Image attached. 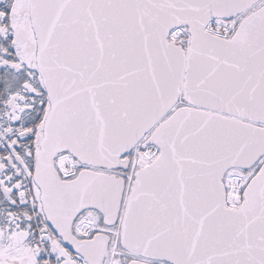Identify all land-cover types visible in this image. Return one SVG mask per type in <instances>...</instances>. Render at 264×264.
I'll return each mask as SVG.
<instances>
[{"label":"snow or ice","instance_id":"snow-or-ice-1","mask_svg":"<svg viewBox=\"0 0 264 264\" xmlns=\"http://www.w3.org/2000/svg\"><path fill=\"white\" fill-rule=\"evenodd\" d=\"M0 264H264V0H0Z\"/></svg>","mask_w":264,"mask_h":264}]
</instances>
